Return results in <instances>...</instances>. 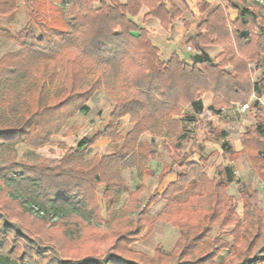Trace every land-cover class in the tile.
Masks as SVG:
<instances>
[{"label":"trees","instance_id":"trees-1","mask_svg":"<svg viewBox=\"0 0 264 264\" xmlns=\"http://www.w3.org/2000/svg\"><path fill=\"white\" fill-rule=\"evenodd\" d=\"M19 1L0 0V15L15 11ZM25 1L31 3V18L40 37L22 30L17 37L20 50L0 59V153L19 143L36 147L47 143L67 120L77 113L89 111L86 102L101 88L116 102L112 125L126 115L139 122L131 139L118 153L95 160L87 167L73 162V159L82 158L90 146L87 139L53 166H17L9 155L8 158L0 156V183L6 197L16 204L22 216H33L48 224L63 223V226H70L68 221L72 219L90 225L95 217V206L92 205L100 181L106 179L109 211L124 183L118 178L111 180L108 174L125 160L128 163L141 156V162L147 160L145 147L136 144L145 130L164 133L179 143L185 134H181V122L173 116L179 115L181 106L191 108L193 114L188 121L194 123L204 111L203 93H210L214 98L208 110L220 114L233 104H246L250 95L253 92L260 95V86H264V0H240L243 8L232 24L227 22L221 6L215 8L200 23L199 30L206 29V34L189 41L195 54L191 65L177 55L166 64L162 63L158 50L148 41L147 31L133 22L141 6H146L150 16L159 17L164 26L169 25L179 12L167 8L164 0H125V3L120 0ZM53 1L61 5L68 22L58 18L60 12ZM96 2L98 8L94 6ZM215 43L224 47L218 63L201 49L203 45ZM227 66L234 69L233 73L225 70ZM251 67L255 72H262L254 82ZM55 86H58L56 90ZM250 108L255 123L240 140L242 153L249 157L264 182V115L257 101ZM221 135L227 136L224 132ZM137 148L141 149L139 155ZM222 149L225 153L233 150L227 141L222 144ZM186 167L188 173L169 184L162 199L169 204L175 203L176 196L188 190L189 182H202L204 184L199 185L210 206L207 209L185 206L171 214L170 223L180 231L176 244L178 256L182 259L201 255L214 245L227 248L223 240L208 237L207 230L215 225H231L234 226L231 234L236 247L226 264L264 263V257L257 261L251 256L255 247L264 243V219L249 204L244 206L240 219L235 214V205L225 197V183L232 181L231 169H224L223 183H214L204 179L199 164L190 163ZM163 169H168V173L170 168ZM155 199H149L148 203L152 204ZM194 200L195 196L189 199L190 203ZM136 218L139 237L142 228L152 221L140 215ZM15 230L21 239L36 245L30 231ZM72 234L73 231L66 229L63 232V236L69 238ZM30 258L16 255L13 249L7 251L4 242H0V264H37ZM112 258L113 264H135L116 255ZM49 264L63 263L54 260ZM85 264L100 263L89 260Z\"/></svg>","mask_w":264,"mask_h":264},{"label":"rangeland","instance_id":"rangeland-1","mask_svg":"<svg viewBox=\"0 0 264 264\" xmlns=\"http://www.w3.org/2000/svg\"><path fill=\"white\" fill-rule=\"evenodd\" d=\"M53 3L60 12L58 18L61 17L64 23L68 22L69 18L62 13L61 5L55 1ZM94 6L98 8V2ZM31 12V3L20 0L15 11L0 15V59L20 50L17 37L22 30H28L36 38L40 37ZM169 61L161 62L166 64ZM252 70L251 80L254 82L257 81L256 73L259 72H255L254 68ZM57 87L55 86V90ZM260 91V95L253 92L246 104L249 108L257 101L264 115L263 85L260 86ZM204 94L206 93L202 95ZM211 101L205 99L203 114L194 123L188 121L193 114L188 105L181 106L179 115L173 116L181 122V134H185L179 143L174 138L153 130H145L139 135L136 144L137 147H145L147 160L141 162L143 156L135 161L131 159L128 163L125 160L115 171L108 174L111 180L118 178L124 183L123 190L119 191V196L109 211L105 195L106 179L100 181L92 205L95 206V217L90 225L72 219L68 221L70 226H63V223L48 224L33 216H22L16 204L6 197L0 183V242H4L7 251L13 249L18 256H31L30 259L37 264H49L54 260L63 264H85L89 260L100 264H113L112 255L131 260L135 264H226L236 247L231 234L234 226L231 225H215L207 230L208 237L223 240L228 245L227 248L221 249L214 245L204 254L182 259L176 249L180 231L170 223V216L183 210L185 206L189 209H207L210 201L200 186L204 183L200 182L199 185L195 181L189 182L188 190L177 195L175 203L169 204L161 197L169 184L188 173L186 166L190 163L199 164L204 179L214 183L225 181L224 169L228 167L233 176L231 182L225 183L224 194L235 205V214L242 219L243 208L249 204L264 219V182L259 178L249 157L242 153L240 141L255 123L254 112L251 108L242 112L241 106L246 104H233L230 108H224L220 114L211 113L207 107ZM86 106L89 108L86 114H75L47 143L39 147L19 143L0 153V156L8 158L9 155V159L17 166H53L72 150H76L83 139H87L90 146L82 158L73 159V162L85 167L95 160L118 153L131 139L138 119L126 115L112 125L116 102L111 100L104 88L95 92L86 102ZM161 129L164 132V127ZM222 132L227 136L223 137ZM226 141L231 144L232 153H225L222 149V144ZM140 151L137 148L138 155L141 154ZM71 162L72 160L69 163ZM166 166L171 169L168 173V169H163ZM193 196L196 200L190 203L189 199ZM153 197L156 199L149 204L148 200ZM137 215L152 221V224L149 222L142 228L139 237L136 229ZM15 228L23 232L30 231L29 234L37 241L36 245L21 239L18 229ZM65 229L73 231L71 238L63 236ZM113 244H116L115 247ZM254 250L251 256L260 261L264 257V243H259ZM172 254L174 257L170 258L169 255Z\"/></svg>","mask_w":264,"mask_h":264},{"label":"crops","instance_id":"crops-1","mask_svg":"<svg viewBox=\"0 0 264 264\" xmlns=\"http://www.w3.org/2000/svg\"><path fill=\"white\" fill-rule=\"evenodd\" d=\"M120 1L125 3V0ZM164 4L167 8L172 7L179 12L178 16L170 20L169 25L164 26L159 17L150 16L146 6H141L137 16L133 18V22L140 29L143 28L147 31L148 41L158 50L161 61H169L171 57L177 55L189 65L192 64V58L195 56L192 49L187 50V47H190L189 41L200 34H206V29L199 30L200 23L206 20L215 8L221 6L226 12L227 22L232 24L236 21L239 10L243 8L240 0H164ZM201 49L211 59H216L215 63H218V58L222 55L224 47L215 43L203 45ZM225 70L229 74L234 71L231 66L226 67ZM261 73H256L257 79ZM206 98L212 100L207 107L212 106L214 99L212 94L202 95L203 106Z\"/></svg>","mask_w":264,"mask_h":264},{"label":"built area","instance_id":"built-area-1","mask_svg":"<svg viewBox=\"0 0 264 264\" xmlns=\"http://www.w3.org/2000/svg\"><path fill=\"white\" fill-rule=\"evenodd\" d=\"M187 50H191V48L188 47ZM257 100L259 101L258 98H257ZM247 108H248V105H247V104H246V105H242V106H241V110H242V112L245 111Z\"/></svg>","mask_w":264,"mask_h":264}]
</instances>
